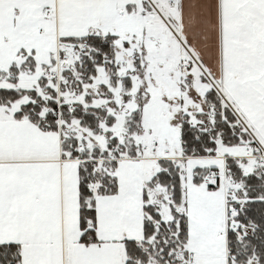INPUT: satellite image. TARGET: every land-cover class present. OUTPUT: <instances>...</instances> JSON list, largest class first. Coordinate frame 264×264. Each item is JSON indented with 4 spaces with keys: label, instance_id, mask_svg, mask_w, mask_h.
<instances>
[{
    "label": "snow or ice",
    "instance_id": "snow-or-ice-1",
    "mask_svg": "<svg viewBox=\"0 0 264 264\" xmlns=\"http://www.w3.org/2000/svg\"><path fill=\"white\" fill-rule=\"evenodd\" d=\"M0 264H264V0H0Z\"/></svg>",
    "mask_w": 264,
    "mask_h": 264
}]
</instances>
